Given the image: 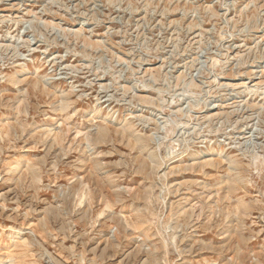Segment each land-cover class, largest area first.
I'll return each mask as SVG.
<instances>
[{
	"label": "rangeland",
	"instance_id": "rangeland-1",
	"mask_svg": "<svg viewBox=\"0 0 264 264\" xmlns=\"http://www.w3.org/2000/svg\"><path fill=\"white\" fill-rule=\"evenodd\" d=\"M0 264H264V0H0Z\"/></svg>",
	"mask_w": 264,
	"mask_h": 264
},
{
	"label": "bare ground",
	"instance_id": "bare-ground-1",
	"mask_svg": "<svg viewBox=\"0 0 264 264\" xmlns=\"http://www.w3.org/2000/svg\"><path fill=\"white\" fill-rule=\"evenodd\" d=\"M17 78H18V77H17ZM43 82H45V80H44ZM14 83L17 84V83H19V81H18V80H15ZM13 232H14V231H13ZM15 232H16V231H15ZM2 240H3V239H2ZM5 244H6V243H5Z\"/></svg>",
	"mask_w": 264,
	"mask_h": 264
}]
</instances>
